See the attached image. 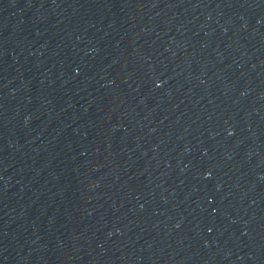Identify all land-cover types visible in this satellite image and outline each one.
<instances>
[{"label":"water","instance_id":"water-1","mask_svg":"<svg viewBox=\"0 0 264 264\" xmlns=\"http://www.w3.org/2000/svg\"><path fill=\"white\" fill-rule=\"evenodd\" d=\"M0 264H264V0H0Z\"/></svg>","mask_w":264,"mask_h":264}]
</instances>
